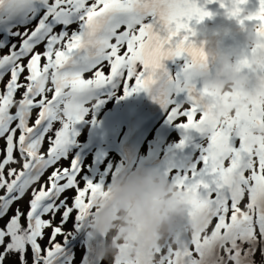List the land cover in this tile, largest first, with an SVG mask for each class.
Segmentation results:
<instances>
[{"label":"snow or ice","instance_id":"6c2138e0","mask_svg":"<svg viewBox=\"0 0 264 264\" xmlns=\"http://www.w3.org/2000/svg\"><path fill=\"white\" fill-rule=\"evenodd\" d=\"M245 3L231 0L228 15L253 22L264 40V0L242 16ZM210 15L197 0H0V264H74L68 240L84 229L105 182L89 178L68 146L75 126L103 103L101 93L116 91L150 93L169 123L206 137L198 158L172 178L192 194V215L206 212L205 226L182 246L161 248V264H264V91L230 116L201 102L211 95L195 83L206 56L190 25ZM161 78L171 87L159 89ZM26 196L24 211L18 202ZM106 261L120 264H98Z\"/></svg>","mask_w":264,"mask_h":264},{"label":"clouds","instance_id":"9594fccd","mask_svg":"<svg viewBox=\"0 0 264 264\" xmlns=\"http://www.w3.org/2000/svg\"><path fill=\"white\" fill-rule=\"evenodd\" d=\"M246 41L245 48L232 52L211 47L206 50L207 41L196 45L206 56V67L195 83L198 90L207 88L211 93L201 102L214 104L220 116L253 106L264 91V40L257 36L255 25L247 32ZM244 60L247 66L242 64ZM210 63H215L217 70L207 75ZM157 87L167 89L171 85L161 78ZM192 199V194L154 166H125L92 198L83 228L93 237L94 254L99 260L161 264V248L166 244L182 246V237L195 235L205 226L206 212L192 215Z\"/></svg>","mask_w":264,"mask_h":264},{"label":"rangeland","instance_id":"374dc122","mask_svg":"<svg viewBox=\"0 0 264 264\" xmlns=\"http://www.w3.org/2000/svg\"><path fill=\"white\" fill-rule=\"evenodd\" d=\"M42 50V48L40 49ZM5 52L7 51V49L4 50ZM43 63V62H42ZM105 71H108V68L104 69ZM172 70V69H171ZM86 77H91V73L85 74V78ZM106 95L109 96L108 99H104L107 101V105L109 107H111L112 105H110L117 97L120 96V92L116 91V92H112V93H105ZM178 103L183 102V100L181 101H177ZM105 103V102H103ZM185 107H188L187 105H185ZM118 111L116 112V114H112L110 115V119H107V125L103 128V133L102 136H99L98 139L96 138V135L94 133H91L90 129L95 127V122L94 121H98L99 120V116H95V114L93 113V110L89 113V115L85 118L86 124L84 123L85 126L80 127L79 125H77L75 127V130L77 131V140L75 141V145H69L68 146V153L70 156L72 157H81V150L84 148V145L86 143H88L91 140V136L89 135L91 133L92 140L93 141H100L102 140L104 142L105 139H113L115 138V143L114 141L110 142L111 144H102V145H97L96 147H93V149L87 151V154L84 155V157L82 158V165H84L85 167V171L88 173V177L95 179L97 181H102V182H107L109 181L113 174L117 171H119L121 168H123L125 166V159H124V152H123V142L126 141L128 139V134H129V129L128 127H124V125L121 126V124H119V116L117 115ZM97 117V118H96ZM167 116H163V121ZM35 118V112L33 113V119ZM92 118V119H91ZM199 118V116H197V119ZM109 121V123H108ZM186 120H184L183 118L181 119V121L178 122H185ZM124 124V123H123ZM166 126L171 128V132L169 134H165L164 138L160 135H163L161 133H159L158 130H160V128H165ZM56 127H59V125L57 124ZM173 128H175L173 130ZM173 130V131H172ZM179 131H181L180 127L177 126V124L175 122L172 123V125H168V123H166L165 125L163 124V122H159V121H155L153 118L149 121V123L146 125V127L144 128L143 131V135L141 136H137L138 139H140V144L137 146V151H136V158L134 160V162H132V167L136 166L137 164H142L145 160H147L148 157L151 156L154 148L156 146H158L159 144L161 145L159 148H157L158 153L157 156H155L156 161L160 160V158L164 155V153L168 150L172 148L171 143H173V141L177 140ZM169 136V137H168ZM103 138V139H102ZM137 138L135 139V142L137 140ZM159 140H158V139ZM161 138V139H160ZM165 139V141H164ZM206 137H200L199 139V143L200 146L197 148V151L194 153L193 156L191 157H186L185 160L187 161H194L195 158L198 157L199 155V148L201 146H203L204 141H205ZM161 140V142H160ZM159 141V143H158ZM190 143V142H188ZM187 143V144H188ZM4 142L2 140H0V147H3ZM46 147V145H45ZM108 148H110V151L108 150ZM176 156V154H172L171 158H170V162L174 161V157ZM173 157V159H172ZM70 159L71 157H69L68 160H62L60 162V166L61 167H68L70 164ZM184 159V158H183ZM157 161V162H158ZM177 162H179V160H175L171 165H172V170L170 172H177V171H173L174 167H176ZM16 167H19V165H16ZM51 172V169H49V173ZM168 173V175H170L171 173ZM47 178V174L45 175L44 179ZM65 195H67L69 197V203H71V197L75 195L74 192H68ZM30 199V196H26L23 200L18 202L19 207L24 210L27 211L28 208V200ZM246 203V200H245ZM17 205H13V209H15ZM12 215V212L10 211L8 216ZM72 216H75V213L72 214ZM5 220H7V217L4 218ZM60 222V214H57L55 220L53 221V223L55 224H59ZM3 221H0V226H2ZM65 231L68 230H72L73 229V220L70 219L67 224L64 226ZM51 233V229H48L45 231V236L44 239L42 241H40L41 245L44 246L48 243V236ZM86 234V242H88L91 239V234L86 232L84 229L81 230L80 232H76V236L75 234L71 237L72 239H69L68 241H77L79 237H82V235ZM61 239V237H57V240L59 241ZM88 239V240H87ZM82 244L79 245V251L82 253L83 248L81 247ZM85 246V245H84ZM78 247V246H76ZM78 249L74 252V256H75V261L74 264H78L77 263V257L79 253ZM30 256V254H29ZM108 262V261H106ZM110 264V261L108 262ZM79 264H83V261L80 262ZM107 264V263H106Z\"/></svg>","mask_w":264,"mask_h":264},{"label":"bare ground","instance_id":"6f19581e","mask_svg":"<svg viewBox=\"0 0 264 264\" xmlns=\"http://www.w3.org/2000/svg\"><path fill=\"white\" fill-rule=\"evenodd\" d=\"M72 29H78V26L74 24V25H72ZM251 29L252 28H248V29H245L244 31H242L241 33L225 36L226 37V52H232L234 50H240V49L245 48L247 46L246 35H247V32L250 31ZM169 68L172 69L173 71H175L177 69V65H174V64H172V62H170ZM105 72H108V71H105ZM208 74L210 75L211 73H208ZM86 78H90V77H86ZM120 93H121L120 96L117 97L110 104V105L113 104L111 107L107 106L109 104H107V101L104 100V99H108L109 96L106 95L105 93H101V98L102 99L104 98L103 102H105V103H102L98 107L93 109V113L95 114V116H97V117L99 116V120L94 121L95 127L91 128L90 131H91V133H94L96 135V138L98 139L99 136H102V133L104 131L103 128L107 125V119H110L111 113L116 114V112L118 111L117 115L119 116V124H121V126L124 125V127L126 126L129 129L128 139L123 142V146H122L123 152H124V159H126L129 162L134 157V154L132 156V153L137 151V149H138L137 146L140 144V139L137 138L136 142L134 140L135 148L133 150H130L131 147L129 144V139L131 137L135 138L136 136L139 137V136L143 135L144 128L146 127V125L149 123V121L152 118L155 121L156 120L159 122L162 121L164 125L166 123H168V125H172V123L168 122L167 117L163 121V116H167L166 110H163V112H159L157 110L151 109L149 107V105H147V103H146V100L148 98L147 92L141 91L139 93H133L132 95H130L128 97H124V98H121L123 94H122V92H120ZM176 99H177V101H181V100L184 101L185 97L183 94H181ZM104 104H107V105H104ZM84 123L86 124L85 120L80 122L77 125L82 127V126H85ZM108 123H109V121H108ZM171 128H172V126H170V127L166 126L165 128H162V129L160 128V130H158V131H159V133L163 134V135H160V137L162 136L164 138L165 134H169L171 132ZM174 129L175 128H173V130ZM180 129H181V131H179L180 134H178L177 140H175V141H173V143H171V145H172L171 149H174L173 154H176V156L174 157V161L179 160V162H177V165H176V167H174V170H173V171H177V172H173V173L170 172L173 169L171 164L174 161H171L169 163H166V164H163V165L157 167V169L163 174L168 175V173L170 172L171 178H173L175 174L184 172L188 168V166L192 163V161H187L185 159H186V157H191L194 155V153L197 151V148L200 146V144L198 145V143H199L198 139L200 137H202V135L195 130L185 131L182 128H180ZM91 133L89 134L91 136V140L84 145V148L80 152L81 157L79 159H80L81 163H82V160H83L82 158L84 157V155L87 154V151L93 149V147H96L97 145H102L104 143L105 144L106 143L111 144L110 143L111 141L112 142L114 141V143H115V138L105 139L104 142L102 140L93 141L92 137L94 135L92 136ZM186 136L188 137L187 140H185ZM76 137H77V135L74 137V139ZM182 140H184L183 147L180 146ZM164 141H165V139H164ZM127 142H128V145H127ZM160 142H161V140H160ZM188 142L192 143V145L190 147L186 146V144ZM158 143H159V141H158ZM160 146L161 145L159 144L158 146H156L154 148V150L152 152L154 157L157 156V153H158L157 148H159ZM171 149H168V150H171ZM108 150L110 151V148H108ZM197 158H195V159H197ZM172 159H173V157H172ZM130 167H132V165ZM75 236H76V233H75ZM92 243H94V242H92ZM92 246H94V244H92ZM87 253H88V251L82 252L83 264L85 262ZM257 259H259V257H257Z\"/></svg>","mask_w":264,"mask_h":264},{"label":"flooded vegetation","instance_id":"af4514ba","mask_svg":"<svg viewBox=\"0 0 264 264\" xmlns=\"http://www.w3.org/2000/svg\"><path fill=\"white\" fill-rule=\"evenodd\" d=\"M77 139V137L75 138V140ZM72 145H75V143L74 144H72ZM86 234H84V235H82V237H79L78 238V240L77 241H68V248H69V251L72 253V255L74 254V252L78 249V251H79V245L80 244H82V248H83V251L85 252V251H88V253H87V255H86V259L88 260H86L85 259V262H84V264L86 263V264H98V262H99V259H98V257L94 254V246H92V244H94V243H92V242H94V240H93V237L91 236V239L88 241V242H86L85 240H86ZM88 240V239H87ZM85 245V246H84ZM76 246H78V247H76ZM91 249V250H90ZM78 254V257H77V263L79 264L80 262H82L83 261V257H82V253L79 251V253H77ZM89 255V256H88ZM107 264H109L108 262H106Z\"/></svg>","mask_w":264,"mask_h":264}]
</instances>
